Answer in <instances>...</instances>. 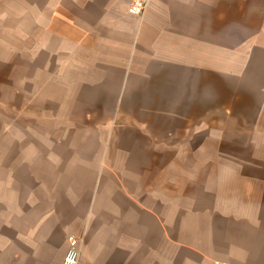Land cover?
I'll return each mask as SVG.
<instances>
[{
	"label": "crops",
	"instance_id": "0c3cea01",
	"mask_svg": "<svg viewBox=\"0 0 264 264\" xmlns=\"http://www.w3.org/2000/svg\"><path fill=\"white\" fill-rule=\"evenodd\" d=\"M133 1L0 0V264H264V155L220 149L264 143L195 102L264 131V0Z\"/></svg>",
	"mask_w": 264,
	"mask_h": 264
},
{
	"label": "rangeland",
	"instance_id": "374dc122",
	"mask_svg": "<svg viewBox=\"0 0 264 264\" xmlns=\"http://www.w3.org/2000/svg\"><path fill=\"white\" fill-rule=\"evenodd\" d=\"M205 84L206 82L202 78H199V81H197V100H195L198 109L197 140L201 141L203 144L202 138H220L222 135L225 138L234 139L236 141H242L244 139L250 143H264V131L256 133V131L253 130L252 118L249 117L250 115L245 108H239L237 100H234L235 103L232 105L231 103L233 100L224 97L221 98L220 92L213 93L215 98H205L204 96L207 94L204 92ZM239 106H242V104H239ZM232 107H234V111H232ZM190 122H193V120L191 119ZM200 149L201 152L203 151L205 153L208 148L202 147ZM220 149L228 154L230 152H235V154L246 153L249 155H264V147L253 145L244 147L243 151H230V148L225 147Z\"/></svg>",
	"mask_w": 264,
	"mask_h": 264
},
{
	"label": "built area",
	"instance_id": "2783aa9c",
	"mask_svg": "<svg viewBox=\"0 0 264 264\" xmlns=\"http://www.w3.org/2000/svg\"><path fill=\"white\" fill-rule=\"evenodd\" d=\"M145 0H134L128 7V12L135 16H141L146 10ZM79 261V240L69 239L68 249L63 259V264H78Z\"/></svg>",
	"mask_w": 264,
	"mask_h": 264
}]
</instances>
